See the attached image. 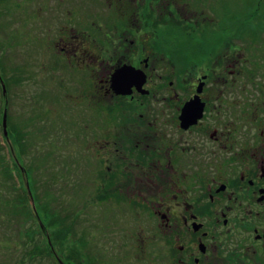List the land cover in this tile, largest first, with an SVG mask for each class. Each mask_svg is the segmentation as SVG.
Listing matches in <instances>:
<instances>
[{
    "label": "flooded vegetation",
    "instance_id": "obj_1",
    "mask_svg": "<svg viewBox=\"0 0 264 264\" xmlns=\"http://www.w3.org/2000/svg\"><path fill=\"white\" fill-rule=\"evenodd\" d=\"M151 5L143 0L130 15L147 16ZM239 15L222 29L208 19L215 39L206 63L195 59L185 76L150 44L145 19L131 31L136 40L129 28L112 36L111 60L96 46L70 47L94 97L109 102L110 134L93 151L108 162L103 180L116 182L128 208L153 214L177 264H264V16ZM123 68L139 77L116 86Z\"/></svg>",
    "mask_w": 264,
    "mask_h": 264
},
{
    "label": "rangeland",
    "instance_id": "obj_2",
    "mask_svg": "<svg viewBox=\"0 0 264 264\" xmlns=\"http://www.w3.org/2000/svg\"><path fill=\"white\" fill-rule=\"evenodd\" d=\"M148 2H152L151 13L144 16L139 12L133 17L130 13L138 12L143 0H1L0 46L4 47L5 68L1 72L10 80L9 111L13 129L23 128L29 134L28 153L18 164L21 169L33 166L38 194L47 190L49 208L68 218L75 236L68 235L66 241L71 242L65 243L77 245L86 263L177 264V251L172 239L163 237L166 235L153 214L128 208L114 195L116 182L103 180L101 168L108 162L101 165L93 151L100 147L96 139L102 142L110 134V127L106 128L109 102L94 97V79L91 73L88 80L81 72L75 56L79 52H71L70 47L96 46L97 56L105 59L107 52L111 60L112 36L129 28V41L136 40L131 31L138 30L140 23L145 26L146 22H141L145 19L154 30L149 31L150 44L167 50L169 65L185 76L195 59L206 63L215 39L208 19L222 29L243 9L248 15L264 16V0ZM174 10L180 21L170 17ZM259 20L264 27V20ZM194 22L199 23L197 31ZM94 121L97 130L93 131ZM26 183L29 180L24 178V188ZM2 195L7 193L3 190ZM30 204L35 209L32 199ZM2 218L0 264L24 259L25 238L16 233L18 220ZM45 261L42 264H49Z\"/></svg>",
    "mask_w": 264,
    "mask_h": 264
},
{
    "label": "trees",
    "instance_id": "obj_3",
    "mask_svg": "<svg viewBox=\"0 0 264 264\" xmlns=\"http://www.w3.org/2000/svg\"><path fill=\"white\" fill-rule=\"evenodd\" d=\"M0 49V220L3 221V216H11L18 220L16 224L21 228L18 226L19 230L16 233L19 237L25 238L22 247L26 248L24 259L21 258L22 260L7 264H25L26 262L42 264L46 262L45 260L49 264H60L56 258L58 256L63 264H92L83 260L77 245L72 243L66 245L65 242H71L66 241V237L71 236L72 233L74 237V230L68 225V218L49 208L48 191H43L42 195L38 194L37 180L33 177V166L22 164L24 169H21L18 164V162L22 163V159L28 153L30 144L27 137L29 134L23 128L13 129L15 127L9 111L10 80L1 72V70L5 71L2 55L4 47L0 46ZM2 83L5 86V92ZM5 110L8 113V136H4L3 131ZM24 178L25 181L29 180V183L25 184L27 189L23 185ZM19 189L22 190L20 194ZM3 190L7 195H2ZM32 197L36 211L30 204ZM22 228L25 231L21 232Z\"/></svg>",
    "mask_w": 264,
    "mask_h": 264
},
{
    "label": "water",
    "instance_id": "obj_4",
    "mask_svg": "<svg viewBox=\"0 0 264 264\" xmlns=\"http://www.w3.org/2000/svg\"><path fill=\"white\" fill-rule=\"evenodd\" d=\"M139 76H137L136 73H134L131 69H121L115 76H114V83L116 86L121 84L123 81H127L128 79H138ZM128 80V81H129ZM123 93H126L125 91ZM191 110V103L187 105L184 109V119H188L192 115L190 114ZM3 126L5 129V134H7L6 128H7V114H4V120H3Z\"/></svg>",
    "mask_w": 264,
    "mask_h": 264
}]
</instances>
